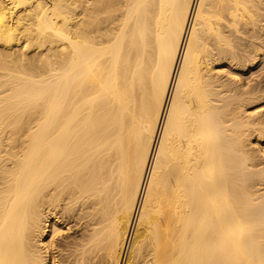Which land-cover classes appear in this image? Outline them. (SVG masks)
Returning <instances> with one entry per match:
<instances>
[{
    "label": "bare ground",
    "instance_id": "bare-ground-1",
    "mask_svg": "<svg viewBox=\"0 0 264 264\" xmlns=\"http://www.w3.org/2000/svg\"><path fill=\"white\" fill-rule=\"evenodd\" d=\"M263 5L0 0V264H264Z\"/></svg>",
    "mask_w": 264,
    "mask_h": 264
},
{
    "label": "rangeland",
    "instance_id": "rangeland-1",
    "mask_svg": "<svg viewBox=\"0 0 264 264\" xmlns=\"http://www.w3.org/2000/svg\"><path fill=\"white\" fill-rule=\"evenodd\" d=\"M264 6V5H263ZM263 23H264V21H263ZM262 32V31H261ZM260 34V33H259ZM259 40V39H258ZM257 40V41H258ZM261 40V41H260ZM260 40L257 42V43H259V42H261V44L264 46V34H263V32H262V34L260 35ZM262 41H263V43H262ZM260 44V43H259ZM248 49V51H249V48H247ZM247 49H246V53H244L245 54V56H246V54L247 55H249V57H251V55H252V53H251V51H249V53H248V51H247ZM264 49V48H263ZM243 54V55H244ZM251 54V55H250ZM246 57H248V56H246ZM263 58H264V56H263ZM260 64H262V63H259L256 67L254 66V68H250V69H252V70H250L249 69V67H246V66H241L240 68H237V69H231V71L233 72H231V76L232 77H236V75L237 76H239V77H242V81H241V83L243 82L244 84H245V86L247 85L248 87L250 86H253L254 87V85L255 86H260V87H263L264 88V68H262L263 66H264V63L262 64V66L260 65ZM260 65V66H259ZM243 69V70H242ZM245 70V71H244ZM243 71V72H242ZM253 71V72H252ZM255 71V72H254ZM256 77V78H255ZM259 79V80H258ZM249 83V84H248ZM238 84V83H237ZM245 107V106H244ZM243 107V108H244ZM246 107L247 108H245V109H248V113L247 114H250V112L249 111H251V113H254L255 111L256 112H258L257 113V115L256 116H258V117H260V116H264V99H262V100H259V101H257V102H255V103H250V104H248V106H247V104H246ZM245 109H242V111H244ZM252 110H253V112H252ZM260 138H258V136L256 137V136H252L251 138H252V143H250V146L248 145V147L251 149H255V155L257 156L256 157V159H259L260 160V162H264V157H263V153H261V151H263L264 150V137H262V136H259ZM261 137H262V139H261ZM251 145H252V147H251ZM259 148V149H258ZM251 149V150H252ZM258 151V153H256L257 151ZM259 155L261 156L262 155V157L263 158H261V159H263V160H261L260 158H259ZM258 160V161H259ZM260 182H262V181H260ZM264 180H263V182L261 183V187H262V189L264 188ZM64 253V252H63ZM58 254V253H57ZM60 255V254H59ZM63 255L61 254V257H62ZM60 257V256H59ZM63 264H65V263H63ZM97 264H99V263H97ZM100 264H102L101 262H100Z\"/></svg>",
    "mask_w": 264,
    "mask_h": 264
}]
</instances>
